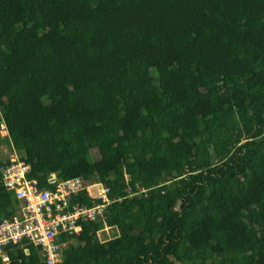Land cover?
Returning <instances> with one entry per match:
<instances>
[{
    "label": "trees",
    "instance_id": "1",
    "mask_svg": "<svg viewBox=\"0 0 264 264\" xmlns=\"http://www.w3.org/2000/svg\"><path fill=\"white\" fill-rule=\"evenodd\" d=\"M1 119L41 186L109 189L60 264H264V0H0Z\"/></svg>",
    "mask_w": 264,
    "mask_h": 264
},
{
    "label": "built area",
    "instance_id": "2",
    "mask_svg": "<svg viewBox=\"0 0 264 264\" xmlns=\"http://www.w3.org/2000/svg\"><path fill=\"white\" fill-rule=\"evenodd\" d=\"M0 143L5 146L0 181L13 201L12 214L0 218V261H7L14 250L34 246L40 249L45 264H60L65 251L76 244L83 223L103 220L112 202L109 189L96 180L58 179L55 174L41 186L28 177L30 166L13 148L3 119ZM117 233L114 226L104 222L96 235L104 242Z\"/></svg>",
    "mask_w": 264,
    "mask_h": 264
},
{
    "label": "bare ground",
    "instance_id": "3",
    "mask_svg": "<svg viewBox=\"0 0 264 264\" xmlns=\"http://www.w3.org/2000/svg\"><path fill=\"white\" fill-rule=\"evenodd\" d=\"M0 149L2 150V153H5V146L3 143H0Z\"/></svg>",
    "mask_w": 264,
    "mask_h": 264
},
{
    "label": "rangeland",
    "instance_id": "4",
    "mask_svg": "<svg viewBox=\"0 0 264 264\" xmlns=\"http://www.w3.org/2000/svg\"><path fill=\"white\" fill-rule=\"evenodd\" d=\"M0 159H3L4 160V158H5V155H4V153H2V150L0 149ZM94 158H96V155H94Z\"/></svg>",
    "mask_w": 264,
    "mask_h": 264
}]
</instances>
